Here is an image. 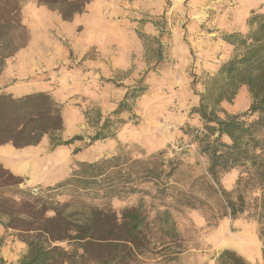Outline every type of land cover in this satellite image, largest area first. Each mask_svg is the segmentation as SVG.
<instances>
[{"label":"rangeland","instance_id":"1","mask_svg":"<svg viewBox=\"0 0 264 264\" xmlns=\"http://www.w3.org/2000/svg\"><path fill=\"white\" fill-rule=\"evenodd\" d=\"M251 11L264 12V0H90L81 13L65 20L37 0H26L21 15L28 41L6 59L0 87L4 85V92L13 96L49 92L63 105L62 138H79L51 148L44 136L35 146L21 147L14 155L12 150L6 151L11 145L4 146V157L9 154L17 159L19 175L28 186L41 185L37 184L39 178L44 181L46 177L45 182L55 179L60 167L59 172L68 170V175L77 162L94 161L119 150L140 156L139 150L149 154L165 149V157H178L180 163L171 178L177 187L204 174L207 157L179 128L185 122L200 125L190 110L198 105L208 78L235 52L224 36L245 35ZM138 84L145 90L127 99L130 108L121 113L123 123L115 135L91 140L103 119L124 100L126 91ZM249 104L246 87L241 86L221 107L239 113ZM239 171L234 167L222 173L220 185L232 190ZM140 187L143 192L94 202L118 213L141 206L148 214L157 248L140 257V264H215L217 252L232 245L250 251L260 248L263 262L259 264H264L258 225L246 214L218 219L223 209L215 196L203 207L174 209L172 191L163 205L152 196L151 183ZM69 198L67 194L57 197L59 201ZM165 210L169 212L166 221ZM171 230L181 246L160 248V242L171 239L167 232ZM16 241L12 231L0 236V247L7 251L4 257L0 255V264H17L26 252V245ZM158 249L166 257L176 256L164 258Z\"/></svg>","mask_w":264,"mask_h":264},{"label":"trees","instance_id":"2","mask_svg":"<svg viewBox=\"0 0 264 264\" xmlns=\"http://www.w3.org/2000/svg\"><path fill=\"white\" fill-rule=\"evenodd\" d=\"M26 0H0V73L8 57L24 47L28 33L22 23L21 9ZM58 11L65 20L81 13L90 0H37ZM250 27L245 35L230 33L224 40L233 45L234 54L222 62L205 84L198 105L199 126L185 122L183 134L198 145L208 159L205 173L182 187L172 183L180 160L167 158L166 150L152 153L119 150L94 161H80L70 173L53 184L28 186L25 178L0 163V224L26 245L17 264H140L144 254L157 248L148 214L141 206L123 208L119 213L103 209L112 197L143 192L140 186L151 183L153 197L163 203L168 192L174 209L206 206L217 197L231 219L246 214L256 221L258 236L264 242V12H250ZM161 57L160 55H158ZM160 60V58L158 59ZM245 86L250 98L248 108L239 113L222 109ZM145 86L126 91L124 100L97 127L91 140L113 137L123 123L121 113L128 110L127 99L141 95ZM62 103L47 91L20 96L0 92V144L16 148L38 144L47 136L51 148L79 137L64 140ZM234 167L240 171L232 190L220 185V175ZM67 194V201L58 196ZM170 194V193H169ZM166 221L169 212L165 210ZM163 232V231H162ZM159 243L180 247L177 234ZM169 249V248H168ZM160 256L174 259L176 254ZM215 264H259L248 262L231 248L214 257Z\"/></svg>","mask_w":264,"mask_h":264},{"label":"crops","instance_id":"3","mask_svg":"<svg viewBox=\"0 0 264 264\" xmlns=\"http://www.w3.org/2000/svg\"><path fill=\"white\" fill-rule=\"evenodd\" d=\"M3 76H4V71L2 72V77ZM0 92H4V85L0 87ZM9 145H11V144H9V143L0 144V163L4 167H6L9 170H11L13 173L20 174V171L18 169L19 168L18 167V163L16 161L17 159L12 157L14 155V153L17 154V152H18L17 150H19L20 148H16V147H14L12 145H11L12 147H7L6 151L9 152V151L12 150L13 151V155L9 156V154H8V156L4 157V146H9ZM30 146H35V145H28V147H30ZM61 166H62V164H61ZM62 170H63V167L62 168L60 167V168L56 169V173H55L56 178L55 179L47 180L45 182V179H47L46 177L44 178V181H43V178L42 179L39 178L37 180L39 183H37V184H41V185L50 184V183L52 184V182H54V181L58 180L59 178H62V177L67 175V171L68 170H64V172H59V171H62ZM5 233H6V231H5L4 227L0 224V236L4 235ZM19 242L24 244L20 240H19ZM19 242L16 241V243L20 244ZM229 248H231L233 250H236L237 252H239L245 258H247L249 260H253V261H250V262H255V263H262L263 262V261H261L263 256H262V251L260 250V248H257V250L254 249L253 251L252 250L250 251L248 248H245V247H238L236 245L229 246ZM0 249H1L0 255L2 254L3 257H4V255L7 253V251L6 250L4 251V247H0Z\"/></svg>","mask_w":264,"mask_h":264}]
</instances>
